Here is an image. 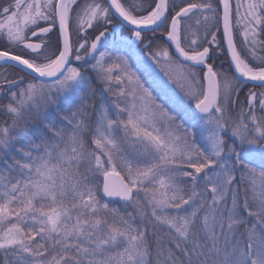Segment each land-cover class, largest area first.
I'll return each mask as SVG.
<instances>
[{"label": "snow or ice", "instance_id": "1", "mask_svg": "<svg viewBox=\"0 0 264 264\" xmlns=\"http://www.w3.org/2000/svg\"><path fill=\"white\" fill-rule=\"evenodd\" d=\"M262 36L264 0L0 7V264H264Z\"/></svg>", "mask_w": 264, "mask_h": 264}, {"label": "trees", "instance_id": "2", "mask_svg": "<svg viewBox=\"0 0 264 264\" xmlns=\"http://www.w3.org/2000/svg\"><path fill=\"white\" fill-rule=\"evenodd\" d=\"M11 2H13V0H1V2H0V7H3V6H5L6 4L11 3ZM149 2H150V0H149ZM190 2H197V0H190ZM232 3H233V5H235V0H232ZM51 35H52V37H54V36H55V32H53ZM209 39H210V37H209ZM240 39H241L240 37H237V44H238V46H239V44H240ZM261 39H264V36H262ZM5 44H6V41H0V48H3V47L5 46ZM141 46L143 47L142 44H141ZM11 50H12L13 52H19V51H21V48L13 47ZM170 51L173 52L172 49H171ZM144 52H145V50H144ZM148 54H149V53H148ZM173 54L175 55L174 52H173ZM209 62H212V61H209ZM220 64H221V61H220V60H217V61H216V66L219 67ZM223 66H224L225 68H227V67H228L227 62H225ZM5 75L9 76V78L15 77V78L18 79V78L21 77V76H25V72H23V71H21V70H19V69H17V68H14V67H12V66H10V65H8V64H0V82L3 81V78H4ZM139 76L142 78L141 81L146 82V83H145V86H146V87H149L150 85H153V84L150 83V82L148 81V79H147L145 76H143L142 74H140ZM25 79H26V80H27V79H30V77L25 76ZM159 83H160V82H159ZM160 84H162V83H160ZM171 84H172V87L175 86L172 82H171ZM165 87H166V86H165ZM248 87H251V86L248 85ZM166 89L171 90L172 88L170 89V88H167V87H166ZM174 89L178 90L177 87H176V88L174 87ZM13 90L15 91V89H13ZM149 90L153 92V96H156V97H157V102H158V103H163V101L160 99V97H159V95H158V93H159V89H154L153 87H150ZM245 90H246V89H245ZM8 102H9V100H8V97H7V96H4L3 98H0V106L5 105V104H7ZM166 107H167V105H166ZM5 121H7V122L10 123V119H9V117L6 116V115L3 113V109H2V107H0V122H5ZM128 211H132V209L129 208ZM0 259H2V258H0Z\"/></svg>", "mask_w": 264, "mask_h": 264}, {"label": "rangeland", "instance_id": "3", "mask_svg": "<svg viewBox=\"0 0 264 264\" xmlns=\"http://www.w3.org/2000/svg\"><path fill=\"white\" fill-rule=\"evenodd\" d=\"M122 38L125 41H128L130 43H132V47L131 48H121L120 51L116 52V55H124V54H128L132 56V59H130V64H132L133 66V70L137 71V75L139 76L140 74H142L143 76H145L148 81L150 83H152L154 85V83H159V80L156 78V76L154 75L149 62H148V66L145 67L143 65H136L135 63V54L140 52V49H142L141 44H139L138 42H134V38L133 37H129V36H122ZM108 47L111 48V42H108ZM106 50V49H103ZM102 50V51H103ZM142 55L146 58V55L144 53H142ZM173 73H175V68H172ZM140 77V76H139ZM140 79H142L140 77ZM168 79V78H167ZM175 85V84H174ZM175 88L177 87L176 85L174 86ZM178 90L174 89L176 92H179V88L177 87Z\"/></svg>", "mask_w": 264, "mask_h": 264}, {"label": "flooded vegetation", "instance_id": "4", "mask_svg": "<svg viewBox=\"0 0 264 264\" xmlns=\"http://www.w3.org/2000/svg\"><path fill=\"white\" fill-rule=\"evenodd\" d=\"M114 23H120V21L117 19V18H114ZM108 28H109V33H108V42H111L112 40V32H111V28H112V25H108ZM122 36H129V37H132L131 36V31L129 28H127L126 26H123V27H120V28H117L116 29V38L119 40ZM53 39H55V36L52 37ZM134 38V37H133ZM33 42H38L36 41V39L33 40ZM142 47V46H141ZM105 48H101V50H103ZM110 49V48H109ZM143 49V47H142ZM145 55H146V58H147V61H148V58H149V54H148V51L145 50V52H143ZM172 85V84H171ZM249 85V84H248ZM251 87H253V85H249ZM172 89H174V87H171ZM170 88V89H171Z\"/></svg>", "mask_w": 264, "mask_h": 264}, {"label": "water", "instance_id": "5", "mask_svg": "<svg viewBox=\"0 0 264 264\" xmlns=\"http://www.w3.org/2000/svg\"><path fill=\"white\" fill-rule=\"evenodd\" d=\"M0 2H1V0H0ZM113 11H114V10H113ZM117 19H118L120 22L122 21V18H118V14H117ZM123 23H124V26L127 27L126 22H123ZM127 28H128V27H127ZM34 39H35V38H32V42H33ZM173 50H174V48H173ZM148 62H149V64H150V67H151V69H152L154 75L160 80V82H161L162 84H165V82H167L165 86L171 88V83L168 81V79L166 78V76H164V74L162 73V71L160 70V68H159L154 62H152V61L150 60V58H148ZM0 64H4V63H3V62H0ZM8 65H10V64H8ZM10 66H11V65H10ZM14 68H17V69L20 70V67H14ZM23 72H24V71H23ZM249 85H252V84L249 83Z\"/></svg>", "mask_w": 264, "mask_h": 264}]
</instances>
